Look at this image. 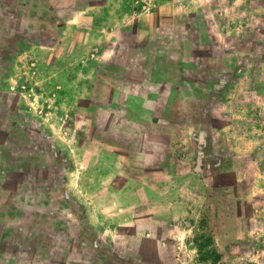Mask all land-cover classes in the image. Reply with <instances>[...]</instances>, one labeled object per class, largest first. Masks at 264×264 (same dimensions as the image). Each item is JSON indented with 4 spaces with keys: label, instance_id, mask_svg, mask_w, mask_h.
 <instances>
[{
    "label": "rangeland",
    "instance_id": "rangeland-1",
    "mask_svg": "<svg viewBox=\"0 0 264 264\" xmlns=\"http://www.w3.org/2000/svg\"><path fill=\"white\" fill-rule=\"evenodd\" d=\"M184 1L0 0V264L106 256L109 244L71 252L69 240L91 239L85 194L111 208L102 194L119 170L123 192L133 173L142 178L137 237H149V219L159 217L158 242L168 246L158 250L157 264L264 257V192L253 184L255 167L236 180L227 161L233 121L212 104L229 93L225 76L216 72L219 95L191 79H205L201 63L237 74L251 64L254 78H263L262 42L253 56L239 53L245 43L237 40L243 29L236 21L264 19L251 11L264 0H231L229 14L225 6L212 15ZM225 29L231 42L214 38ZM246 93L264 110L257 84ZM252 158L239 157V166ZM120 239L130 244L133 236ZM121 246L117 252L127 258L133 248ZM140 248L134 260L114 263L155 264Z\"/></svg>",
    "mask_w": 264,
    "mask_h": 264
},
{
    "label": "crops",
    "instance_id": "crops-1",
    "mask_svg": "<svg viewBox=\"0 0 264 264\" xmlns=\"http://www.w3.org/2000/svg\"><path fill=\"white\" fill-rule=\"evenodd\" d=\"M251 0H238L235 1L234 6L241 4L242 2L250 3ZM184 2L191 4H201L204 5L205 9L208 10V13L210 15L213 14L212 9L213 7L219 8H226L229 10L227 14L230 13V10L232 9L231 6V0H229L228 3L224 1L222 3V6H211L210 0H185ZM193 7L189 8V14H192ZM258 10H261V12L264 13V6L260 5L255 7V10L251 9L252 12H258ZM255 14V13H253ZM212 19H217L216 17H213ZM236 23H240L242 26L243 31L238 33L237 40L240 42H244L245 46L243 48H238L239 53H243L246 56H253L256 51V45L259 42H262V47L259 50L258 53H260L264 57V19H237ZM230 26H227L226 28H229ZM224 28V26H223ZM226 31L224 34L220 35V33H217L218 36H215L214 38H220L221 42L222 40H227L229 38L230 31L229 29H225ZM231 38H229V41L231 42ZM209 52V51H208ZM208 55V54H206ZM213 57V58H212ZM209 58L215 59L214 55H210ZM198 71L201 72V76H203L205 79H195L191 78L195 82H199V86L202 88H213V95H219L218 90L220 89L219 86H221V80L219 82L216 80V72L218 77L225 76L223 80L222 86H224L225 90H228L229 93L224 95L223 98H213V105L214 110L219 112V114H225L227 117H229L230 121H233V126L230 132V135L233 138V144L231 146V152L230 156L228 158V162L231 164V169L233 168V171L236 175V180H242L244 176L246 175V172L243 170V168H246L247 170L252 169L255 167V174L256 176L253 179V184L257 185V190L260 192H264V110L261 108V101L260 99H255L253 97V100H250L249 97H247V89L251 86H255L257 84L259 88V94L258 97L262 98L264 96V76L260 80H256L254 78V68L250 65L247 66H241L237 71H233L231 69L225 70L224 68H215V67H207V65H198ZM243 71V74L241 73ZM210 73L212 75H210ZM222 79V78H220ZM250 85H249V84ZM188 84V83H187ZM227 87V89H226ZM227 112V113H226ZM229 121V120H228ZM235 123L237 124H250L251 128L248 130H240L235 126ZM249 156L253 157L251 162L247 167L244 164L239 166L238 158L243 156ZM100 162L93 164L92 168H96ZM253 166V167H252ZM120 170L116 173L114 177V181L109 183L107 186L109 188L108 191L104 192L102 194V199H107L110 203V207L103 208L99 207L98 200L100 199V195H91L88 193L81 192V195L84 197V194L86 195L84 198H87V200H91L92 205H87L86 208V215H87V222H88V229L91 239H80L75 240L71 239L69 240V247H71L75 251V248L77 247H99V245L102 244H109V248H112L113 250L109 251L106 256L99 257L101 262H99V258L96 260L93 259H87L85 260L78 257H72L68 260H65V264H115L114 261L116 259H119L121 261H127L130 262L136 258L137 255L141 254V246L143 243V246L145 249L149 251V262L157 264L158 261V250L161 248H164V245H167V242L159 243L158 237H157V213H154V216L149 219V237L147 238H139V234L142 233V227L143 223L140 220L139 214L141 212V196H142V190H141V177L136 176L134 173L131 176V180H133V185L128 186L127 188L129 191L123 192L122 190H119V178H120ZM234 174V173H233ZM151 178V175L149 176ZM251 178V176H249ZM88 182L85 184V188L88 187ZM116 184V185H115ZM77 183L75 184V186ZM153 186H150V192L153 189ZM168 186H165L163 189V193L168 191ZM155 191V190H154ZM152 191V192H154ZM170 192V191H169ZM157 193V192H155ZM74 198L77 200L83 198L78 193H73ZM99 198V199H98ZM83 200V199H82ZM119 201L123 202L125 201L126 206H121V204H118ZM114 206V208H113ZM171 214H175V211H172ZM166 220V218H164ZM146 230V229H145ZM233 230H230V232ZM125 233H130L133 236V241H131V252H128L126 254H129L127 258H124L121 253L119 254L117 251L119 249H122L124 246H129L130 244H127V242L123 239H120V237L124 236ZM101 235H105L104 239H101ZM219 240L218 243L221 246H227L228 244L222 241V239ZM143 241V242H142ZM81 242V243H79ZM138 248L137 250H135ZM177 260L180 259L181 262H188L187 258L185 259L184 256L176 257ZM236 259L235 263L238 261L237 258L240 257H231ZM57 260V258H55ZM127 259V260H126ZM58 261L62 262L63 259H59ZM161 262V261H160ZM166 264H174L175 259H171L170 261L165 260ZM245 264H264V257L263 256H254L251 257L250 255L245 256V260H243ZM162 263V262H161ZM176 264V263H175ZM185 264V263H183Z\"/></svg>",
    "mask_w": 264,
    "mask_h": 264
}]
</instances>
